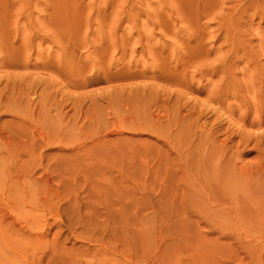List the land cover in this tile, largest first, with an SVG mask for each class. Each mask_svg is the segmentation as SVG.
<instances>
[{
	"label": "rangeland",
	"instance_id": "obj_1",
	"mask_svg": "<svg viewBox=\"0 0 264 264\" xmlns=\"http://www.w3.org/2000/svg\"><path fill=\"white\" fill-rule=\"evenodd\" d=\"M263 106L264 0H0V232L264 264Z\"/></svg>",
	"mask_w": 264,
	"mask_h": 264
},
{
	"label": "bare ground",
	"instance_id": "obj_2",
	"mask_svg": "<svg viewBox=\"0 0 264 264\" xmlns=\"http://www.w3.org/2000/svg\"><path fill=\"white\" fill-rule=\"evenodd\" d=\"M12 63V62H11ZM26 64H28V63H26ZM15 65V64H14ZM43 65V64H42ZM39 67V66H38ZM263 86V85H262ZM235 91V90H234ZM248 91V90H247ZM259 93H261V91L259 92ZM236 94V93H235ZM241 94V93H240ZM250 94V93H249ZM255 94V93H254ZM254 94H253V96H254ZM248 94H246V96H247ZM245 96V95H244ZM252 96V95H251ZM236 98V97H235ZM244 98V97H243ZM248 98V97H247ZM249 98H250V96H249ZM255 98V97H254ZM240 99H241V97H240ZM261 99V98H260ZM259 99V100H260ZM215 100V99H214ZM252 100V99H251ZM215 101H218V100H215ZM246 101V100H245ZM220 102V101H219ZM247 103V102H246ZM261 103H263V102H261ZM260 103V104H261ZM258 104V103H257ZM257 104H255L256 106H257ZM230 105V104H229ZM245 105V104H244ZM247 105V104H246ZM259 105V104H258ZM262 105V104H261ZM253 106V105H252ZM214 108V107H213ZM212 108V109H213ZM241 108V107H240ZM246 108H247V106H246ZM249 108V107H248ZM247 108V109H248ZM263 108H264V106H263ZM218 109V108H217ZM231 109V108H230ZM243 109H245V107L243 108ZM261 109H262V106H261ZM242 110V109H241ZM240 109H239V111H241ZM246 110V109H245ZM245 110H244V112H245ZM255 110H257V109H255ZM260 110V109H259ZM238 111V110H237ZM251 111V110H250ZM249 111V112H250ZM254 111V110H253ZM262 111V110H261ZM200 112V111H199ZM230 112V111H229ZM248 112V113H249ZM220 113V112H219ZM234 113V112H233ZM233 113H231V118H232V115H233ZM242 114H240V115H243L244 113L243 112H241ZM247 113V110H246V112H245V114ZM254 113H255V111H254ZM256 113H257V111H256ZM256 113H255V115L253 114V116L254 117H256V120L254 119V118H250V120H255L257 123H258V126L259 125H262V122L263 121H261L259 118H257V116H256ZM263 113V112H262ZM224 114V113H223ZM261 114V113H260ZM199 115V114H198ZM218 115H220V114H218ZM235 115V114H234ZM233 115V116H234ZM240 115H239V112H238V117H236V119L237 118H239L240 117ZM250 115V114H249ZM258 115V114H257ZM262 115V114H261ZM264 115V114H263ZM247 116V115H246ZM246 116L244 115V116H242L241 118L243 119V117H245L246 118ZM250 117V116H249ZM219 118H220V116H219ZM227 118V117H226ZM230 118V117H229ZM235 118V117H234ZM233 118V119H234ZM264 118V117H263ZM225 120V119H224ZM235 120V119H234ZM239 120H241V119H239ZM258 120L259 121H261V122H258ZM227 121V120H226ZM243 121V120H242ZM241 121V122H242ZM244 121H246V120H244ZM248 121H249V119H248ZM240 121H238L237 122V124L239 123ZM250 122V121H249ZM252 122V121H251ZM250 122V123H251ZM256 122H255V124H256ZM219 123H221V122H219ZM243 123V122H242ZM241 123V124H242ZM228 124V123H227ZM217 125V124H216ZM233 125H236V122H235V124L233 123ZM232 125V126H233ZM239 125V124H238ZM246 125V124H245ZM244 124H243V126H245ZM248 125V124H247ZM252 125V127H253V123L251 124ZM230 126V125H229ZM243 126H242V129H243ZM257 125H256V127H258ZM200 127V126H199ZM236 127V126H235ZM239 127H241V126H238L237 128H239ZM251 127V128H252ZM256 127H254V128H256ZM260 127V126H259ZM258 127V128H259ZM226 129V128H225ZM229 129H231V128H229ZM241 129V130H242ZM257 129V128H256ZM263 129V128H262ZM240 130V129H239ZM239 130L237 131V132H239ZM240 130V131H241ZM201 131V130H200ZM234 131V130H233ZM236 131V130H235ZM245 131V130H244ZM253 132V131H252ZM256 132V131H255ZM236 135L238 134V133H236V132H234ZM241 134H242V131L240 132ZM248 133V132H247ZM246 133V134H247ZM245 134V132L243 133V138H245L246 136H247V138H245L244 140H246V139H248V134H250V133H248L247 135H244ZM252 134V133H251ZM250 134V135H251ZM253 135V134H252ZM235 136V135H234ZM239 136V139H241V136H240V134L238 135ZM245 136V137H244ZM256 136H257V134H256ZM256 136H255V138H256ZM228 137V136H227ZM254 137V136H253ZM242 138V139H243ZM260 138H261V136H260ZM241 139V140H242ZM249 139H251V137L249 138ZM257 139V138H256ZM226 141H228V140H226ZM231 141V140H230ZM238 141V140H237ZM247 141V140H246ZM257 141V140H256ZM214 142V141H213ZM218 142V141H217ZM212 144V143H211ZM202 145V144H201ZM210 146V145H209ZM208 147V146H207ZM224 147V146H223ZM211 148V147H210ZM228 148H230V147H228ZM201 149V148H200ZM205 150V149H204ZM228 150V149H227ZM220 151H221V149H220ZM204 152V151H203ZM207 154V153H206ZM211 154V153H210ZM213 154V153H212ZM227 154V153H226ZM202 155H204V154H202ZM223 155H224V153H223ZM212 156V155H211ZM219 156V155H218ZM222 156V155H221ZM235 157V156H234ZM202 158V157H201ZM227 158V157H226ZM211 159V158H210ZM215 159V158H214ZM237 159V158H236ZM220 160V159H219ZM229 160V159H228ZM235 160V159H234ZM236 161V160H235ZM234 162V161H233ZM211 163V162H210ZM217 163V162H216ZM228 163V162H227ZM232 163V162H231ZM218 165V164H217ZM230 165V164H229ZM234 165V164H233ZM237 165V164H236ZM208 166V165H207ZM216 166V165H215ZM214 166V167H215ZM231 168V167H230ZM203 169V168H202ZM219 169V168H218ZM224 169H225V167H224ZM223 169V170H224ZM234 170V169H233ZM203 171V170H202ZM217 171V170H216ZM228 171V170H227ZM236 171V170H235ZM212 173H213V171H212ZM229 176V175H228ZM224 180V179H223ZM204 193H205V191H203ZM210 198V197H209ZM213 199V198H212ZM209 201V200H208ZM211 201V200H210ZM209 201V202H210ZM216 201V200H215ZM222 202V201H221ZM220 202V203H221ZM217 204H218V201H217ZM225 204V203H224ZM216 205V204H215ZM225 207V206H224ZM223 207V208H224ZM24 231V230H23ZM30 231H31V228H30ZM33 231H35V230H33ZM33 231H31V232H33ZM29 232V231H28ZM27 232V233H28ZM45 232V231H44ZM18 233V232H17ZM35 233V232H34ZM32 234V233H28L27 234V238L23 235V237L25 238L24 240H23V238L22 237H20V235H19V237L14 233V231H13V234H15L16 235V237H18V238H22V239H17V238H15V239H13L14 238V236L13 235H9L10 233H5V232H0V235H2L1 236V240L3 241H1V243L0 244H4V249H2L3 248V244L2 245H0V264H106V261L104 260V258L102 257L101 259L99 258V260H98V257H96V255H95V257H96V259L94 258V255H92V254H90V253H88V254H90V256H93L92 258H89L88 257V254L87 253H85V256H84V253L82 254L83 256H80V255H78V254H76V253H72V252H69V251H67L65 248H64V250H62L61 248V250H59L58 252L57 251H52V252H47V250H45V249H42V244H41V242H42V240H43V235L44 234H41V232H40V234H39V232H38V234ZM36 233H37V231H36ZM4 234H6V235H4ZM24 234H26V233H24ZM48 234V233H47ZM46 234V235H47ZM9 235V236H8ZM59 235V234H58ZM11 236V237H10ZM13 236V237H12ZM3 237V238H2ZM45 238V237H44ZM45 240H46V238H45ZM44 242H47V241H44ZM47 246H49V243L47 242ZM52 244H53V242H52ZM54 244H55V242H54ZM99 245H101V244H99ZM56 246V245H55ZM65 246V245H64ZM103 246V245H102ZM2 247V248H1ZM60 247V246H59ZM66 247V246H65ZM101 247V246H100ZM103 248V247H102ZM47 249V248H46ZM49 249V248H48ZM108 249V248H107ZM119 249V248H118ZM117 249V250H118ZM57 250V249H56ZM66 250V251H65ZM111 251V250H110ZM87 252V251H86ZM100 254L101 253H103V251L102 252H99ZM102 255V254H101ZM120 256H122V255H120L119 254V257ZM86 257H88V258H86ZM101 257V256H100ZM119 257H117V259H116V262L115 261H113V262H115V263H113V264H122V261H120V260H118V258ZM114 260H115V258H114ZM118 261V262H117ZM119 261H120V263H119Z\"/></svg>",
	"mask_w": 264,
	"mask_h": 264
}]
</instances>
